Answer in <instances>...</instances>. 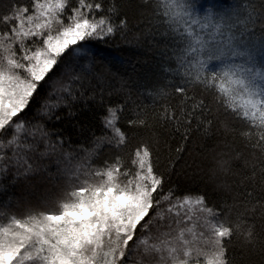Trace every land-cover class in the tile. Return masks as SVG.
Segmentation results:
<instances>
[{
	"label": "snow or ice",
	"instance_id": "1",
	"mask_svg": "<svg viewBox=\"0 0 264 264\" xmlns=\"http://www.w3.org/2000/svg\"><path fill=\"white\" fill-rule=\"evenodd\" d=\"M0 264H264V0H0Z\"/></svg>",
	"mask_w": 264,
	"mask_h": 264
}]
</instances>
